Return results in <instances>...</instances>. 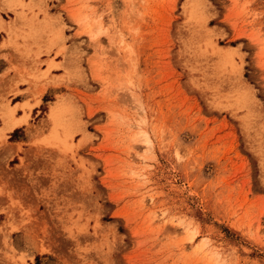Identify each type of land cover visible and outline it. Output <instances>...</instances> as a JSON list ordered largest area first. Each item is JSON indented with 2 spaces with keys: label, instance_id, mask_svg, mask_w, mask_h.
Masks as SVG:
<instances>
[{
  "label": "rangeland",
  "instance_id": "1",
  "mask_svg": "<svg viewBox=\"0 0 264 264\" xmlns=\"http://www.w3.org/2000/svg\"><path fill=\"white\" fill-rule=\"evenodd\" d=\"M5 2L0 264H264V0Z\"/></svg>",
  "mask_w": 264,
  "mask_h": 264
},
{
  "label": "crops",
  "instance_id": "2",
  "mask_svg": "<svg viewBox=\"0 0 264 264\" xmlns=\"http://www.w3.org/2000/svg\"><path fill=\"white\" fill-rule=\"evenodd\" d=\"M18 9L19 8H15V10ZM57 10H59V8H54L49 11L51 13H56ZM17 12L20 14L15 18L13 10L7 6L5 0H0V25L7 30L13 29V26L16 24L19 25L20 21L17 19L19 17H25V15L21 14L20 11ZM5 16L8 17L6 18ZM39 17H41V15H39ZM2 21H4V24ZM2 32H4V29H0V86H17V89L21 91L23 88L20 86H29L24 71L27 69L26 60L29 58V55L24 50H14L9 40H7V36L2 34ZM19 42L22 43L21 40H19ZM14 88L15 87H13V90ZM22 94L23 92L17 93L16 95H8L7 99H11ZM21 101L22 99H19L17 102Z\"/></svg>",
  "mask_w": 264,
  "mask_h": 264
},
{
  "label": "bare ground",
  "instance_id": "3",
  "mask_svg": "<svg viewBox=\"0 0 264 264\" xmlns=\"http://www.w3.org/2000/svg\"><path fill=\"white\" fill-rule=\"evenodd\" d=\"M56 112L57 111H52V113H51V115H53V120H56ZM8 113V112H7ZM10 114H6L5 115V123H6V125H5V128H3V129H12L16 124H20V123H22L23 121H25V119H20V120H16V121H12V122H8V121H10Z\"/></svg>",
  "mask_w": 264,
  "mask_h": 264
}]
</instances>
